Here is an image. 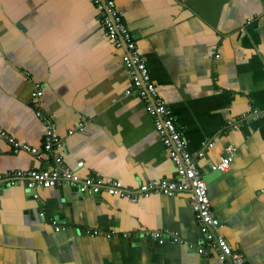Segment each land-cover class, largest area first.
<instances>
[{
    "label": "crops",
    "instance_id": "obj_1",
    "mask_svg": "<svg viewBox=\"0 0 264 264\" xmlns=\"http://www.w3.org/2000/svg\"><path fill=\"white\" fill-rule=\"evenodd\" d=\"M115 6L205 179L220 232L247 264H264V0ZM124 52L91 0H0V127L39 153L1 138L0 173L49 168L57 154L81 178L124 191L0 181V264H229L205 244L188 191L140 194L178 175L144 101L125 94ZM35 84L63 141L55 151L43 148ZM229 144V168H214ZM145 230L167 233L133 234Z\"/></svg>",
    "mask_w": 264,
    "mask_h": 264
},
{
    "label": "built area",
    "instance_id": "obj_2",
    "mask_svg": "<svg viewBox=\"0 0 264 264\" xmlns=\"http://www.w3.org/2000/svg\"><path fill=\"white\" fill-rule=\"evenodd\" d=\"M100 14L101 23L105 28L106 35L111 39L115 47L124 48L123 64L129 73L131 85L125 90L126 95H136L144 101L146 111L154 118V127L162 138L170 158L175 164L178 179H156L140 185V194L147 195L150 192H162L172 194L176 191H188L191 199V207L195 213L196 220L202 231L204 242L213 249L221 261L229 264H247L241 253L235 251L227 242L220 229L223 223L214 215L209 201L207 184L200 170L196 166L195 158L190 153L181 138L180 132L175 124L171 109L159 96L154 83L151 80L148 68L137 50L136 40L132 32L122 22L120 12L115 6V0H91ZM41 89L35 84L31 93V102L36 104V113L44 123L43 148L46 151H55L62 146V139L59 137L52 116L41 111ZM71 132V131H69ZM7 139L13 145L14 150L23 148L33 154H37L36 147L28 145L19 146L8 132L0 127V139ZM236 151L232 144L226 145L224 154L214 164V168L227 170ZM204 154L203 150L197 152L198 156ZM54 164L49 168L37 170H14L0 173V181L7 185L17 184L24 180L28 188L57 186L68 183L77 187L80 192L90 190L98 193L105 190L108 193L122 194L124 191L117 181L105 182L94 176L80 175L69 169L63 162L60 155H54ZM130 196V194H128ZM36 196V195H34ZM43 215V212H40ZM55 230L62 228L55 218H50ZM94 234L97 230L89 231ZM143 233L150 234L156 239H161L167 232L160 230L134 231L135 235ZM128 235V234H126ZM197 250L205 252L200 246Z\"/></svg>",
    "mask_w": 264,
    "mask_h": 264
}]
</instances>
